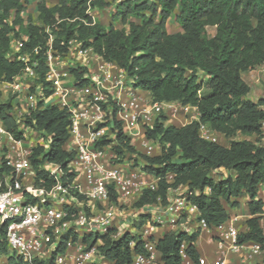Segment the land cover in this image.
<instances>
[{"label":"trees","instance_id":"1","mask_svg":"<svg viewBox=\"0 0 264 264\" xmlns=\"http://www.w3.org/2000/svg\"><path fill=\"white\" fill-rule=\"evenodd\" d=\"M28 1L0 0V85L25 68L23 61L10 56L14 39L28 37L24 51L39 47L35 57L39 59L37 70L42 80L50 45L54 51L66 54L70 41L75 40L126 68L134 76L133 85L140 86L154 100L196 105L200 121L221 133V140L202 139L199 121L185 125L157 121L147 136L157 140L160 153L144 158L145 169L160 180L158 188L146 189L136 205L156 203L159 198L166 203L169 188L185 185L200 191L191 200L201 217L217 226L229 218L228 208L238 206L237 199L248 195L251 216L245 220L247 231H240L239 240L264 244L260 221L264 212V200L260 198L264 192V147L258 144L264 98H251L253 90L243 78L245 72L264 65V0H56L53 5L41 0L36 4L39 23L31 17L27 21L23 18ZM89 8L110 10V22L94 21ZM171 18L177 20L181 31L167 30ZM210 26L215 28L212 35L208 32ZM73 72L80 77L76 70ZM45 84L50 94V82ZM10 107L11 102H0V119L21 138L23 132ZM24 123L51 136L48 150L43 146L34 148L35 168L45 160L64 164L72 158L65 148L70 124L66 110L48 104L33 111ZM118 128V155L125 150L135 151L119 124ZM9 170L3 164L0 173ZM37 173L47 186L54 183L47 172ZM168 174L174 176L173 181H167ZM207 187L209 192H205ZM4 231L3 226L0 258L8 252ZM97 237L103 239L100 247L115 260L114 264H126L140 250L139 245L130 247L134 238L130 234L119 239H112L110 234ZM198 237L197 232L165 233L158 241L162 264H181L179 248L183 241L190 242L188 250L196 258L194 243ZM19 263L17 257L0 261Z\"/></svg>","mask_w":264,"mask_h":264},{"label":"built area","instance_id":"2","mask_svg":"<svg viewBox=\"0 0 264 264\" xmlns=\"http://www.w3.org/2000/svg\"><path fill=\"white\" fill-rule=\"evenodd\" d=\"M88 11L96 21L93 8ZM27 40V36L14 39L10 52L25 63L23 72L0 85V102H5V93L17 94L24 107L21 111L11 104L9 109L23 137H16L0 119V168L3 164L10 168L0 173V238L4 226L8 245L1 258L17 257L19 264H114L100 247L103 239L96 236L110 234L119 239L130 234L134 237L130 247L139 245L140 250L126 264H162L158 241L165 233L197 232L201 237L209 232L215 243L213 257L197 253L194 258L188 250L190 242L183 241L181 264H229L232 255L241 264H264L258 261L263 258L264 244L239 240L240 216L231 215L217 226L201 217L191 200L200 193L197 189L171 187L166 203L159 198L156 203L136 205L146 189L158 188L160 178L145 171L144 155L156 152L157 140L148 138L147 131L163 116L178 119L182 125L199 121L202 139L221 140V133L200 121L196 105L154 100L148 92L136 89L134 76L126 68L75 40L66 54L50 45L42 80L35 57L40 49L24 51ZM45 82L53 89L50 94ZM48 104L69 114L65 148L73 156L64 164L45 160L35 168L34 148L48 150L51 136L24 120ZM118 124L136 149L125 150L122 156L115 149ZM261 130L258 144L264 147V119ZM131 156L140 158L142 168ZM37 170L47 172L54 183L47 186ZM166 179L171 182L174 176L168 174ZM209 191L207 187L205 192Z\"/></svg>","mask_w":264,"mask_h":264},{"label":"rangeland","instance_id":"3","mask_svg":"<svg viewBox=\"0 0 264 264\" xmlns=\"http://www.w3.org/2000/svg\"><path fill=\"white\" fill-rule=\"evenodd\" d=\"M38 1L41 0H29L26 5L25 8L22 12L23 18L27 21L29 19V17H31V20L35 23H39V19H38V12L36 9V4ZM47 3L49 5H53L54 3H56V0H46ZM92 13L95 16L96 21H100V22H104V23H108L111 20V14L109 12L108 9L105 10H93ZM120 26V25H119ZM167 30L170 32H177V31H181L182 28L180 26V24L177 22V20L175 18H171L169 19V21L167 22ZM208 32L210 35H212L215 32V28L214 27H209L208 28ZM264 72V69L261 68V71H259V81L256 79L257 74L255 75V78L253 76L248 77L247 75L245 76V80L251 85L252 88V92L250 94V97L253 98L254 100H258L259 98H264V73L261 75V73ZM138 91H143L142 88L140 86H138L136 88ZM4 100L5 102H11V104L16 105L19 110L23 111L24 107L22 104V99H20L19 97H17V94H4ZM168 120L167 122H164V124L169 125L172 124L173 122L180 124L178 121H175L174 119H170V117L168 116H163L162 117V121ZM36 138V137H35ZM136 143V142H135ZM138 145V143H136ZM156 144V151L158 152V143L155 141ZM50 147V145H49ZM135 159V165L139 166L140 168V158L136 157V156H131V159ZM145 170V169H144ZM146 172H148L147 170H145ZM1 261H5L3 258H1Z\"/></svg>","mask_w":264,"mask_h":264},{"label":"crops","instance_id":"4","mask_svg":"<svg viewBox=\"0 0 264 264\" xmlns=\"http://www.w3.org/2000/svg\"><path fill=\"white\" fill-rule=\"evenodd\" d=\"M261 68L264 69V65L245 72L243 74V78H245V76L247 75L248 77L253 76L255 78L254 74H257L256 79L259 81V71H261ZM264 72L261 73V75ZM168 120H165L164 122H167ZM175 121H178V119H175ZM179 122V121H178ZM166 125V124H165ZM223 140V138H222ZM160 153V148H158V152L156 151L155 154H159ZM154 154V155H155ZM260 198H262L264 200V192H261ZM238 206L234 207V208H228V212H229V216L231 215H238L240 216V222L238 224L240 231H247V227L245 224V220L251 216L250 212H249V207H248V201H249V196L248 195H243L242 197L238 198ZM261 224L262 227L264 229V212L261 214ZM195 248L196 251L199 255L202 256H209V258L211 259L213 257V253L215 251V243L214 241H212V233H203V235L201 237H199L195 243ZM259 262L264 263V254H263V258H259L258 259ZM229 264H241L240 263V258L237 255H232L230 258V262Z\"/></svg>","mask_w":264,"mask_h":264}]
</instances>
